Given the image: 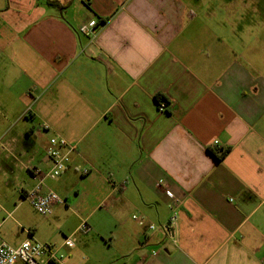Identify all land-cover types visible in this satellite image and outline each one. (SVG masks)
I'll use <instances>...</instances> for the list:
<instances>
[{
	"label": "crops",
	"instance_id": "obj_1",
	"mask_svg": "<svg viewBox=\"0 0 264 264\" xmlns=\"http://www.w3.org/2000/svg\"><path fill=\"white\" fill-rule=\"evenodd\" d=\"M256 21L264 0H0V157L22 201L50 139L75 147L42 188L80 238L52 245L64 264H264Z\"/></svg>",
	"mask_w": 264,
	"mask_h": 264
},
{
	"label": "built area",
	"instance_id": "obj_2",
	"mask_svg": "<svg viewBox=\"0 0 264 264\" xmlns=\"http://www.w3.org/2000/svg\"><path fill=\"white\" fill-rule=\"evenodd\" d=\"M80 33L86 36L94 37L96 29L89 28L83 25L79 29ZM30 112H27V114ZM48 129V126L44 127ZM75 147L68 144L64 138L53 137L50 139L49 147L47 150L48 157L52 162V167L47 173H43L39 170L33 171L34 176L39 179L38 184L27 192L25 199L30 202L34 210L41 216H50L54 212V206L56 204H64V200L59 195L48 190L42 192L45 179L57 180L66 171L68 164L71 160V155L74 153ZM88 170H84L86 174ZM174 203L171 207H174ZM11 216V215H10ZM9 216V217H10ZM137 219V216L133 217ZM176 218L173 217L167 225L163 226L166 233H170L172 224ZM141 225L144 224L143 220H139ZM1 228V224H0ZM86 223H83L81 229H86ZM150 229H155L154 225L149 226ZM30 234V232L28 231ZM76 235H70L65 237L64 246L74 249L76 247ZM64 264L65 257L60 254L58 249L54 246L46 243H42L36 240L32 235L20 245H10L0 234V264Z\"/></svg>",
	"mask_w": 264,
	"mask_h": 264
},
{
	"label": "rangeland",
	"instance_id": "obj_3",
	"mask_svg": "<svg viewBox=\"0 0 264 264\" xmlns=\"http://www.w3.org/2000/svg\"><path fill=\"white\" fill-rule=\"evenodd\" d=\"M255 32L261 30L264 33V23L256 21L252 23ZM262 26V27H261ZM242 31V30H241ZM245 33V31H243ZM245 45L250 46L251 54L247 57H253L256 62L264 63V35L263 39L256 41L255 46L251 48L252 40L243 38ZM238 44V45H237ZM233 45L235 49H239L240 43L234 38ZM1 130V129H0ZM1 136V134H0ZM5 161L0 157V234L10 245L17 246V241L24 239L28 235V231L36 228L34 238L42 243L55 245L58 244V238L64 240L69 236L66 230L70 224L60 223L51 218H45L38 214L29 201H22L19 194V187L22 178H16L17 174L9 173L11 167L5 165ZM17 173V172H16ZM24 175H28L25 171ZM11 215V216H10ZM10 216V217H9ZM82 234V233H81ZM77 245L80 244V238L76 235ZM21 264V263H19Z\"/></svg>",
	"mask_w": 264,
	"mask_h": 264
},
{
	"label": "trees",
	"instance_id": "obj_4",
	"mask_svg": "<svg viewBox=\"0 0 264 264\" xmlns=\"http://www.w3.org/2000/svg\"><path fill=\"white\" fill-rule=\"evenodd\" d=\"M60 7L62 9H65V6H60ZM157 101H158V103H160L161 101L165 102L166 99H164V97L162 95H159L157 97ZM209 151L215 157V159L220 160L221 158H223L226 155V153L228 152V149H225V150L221 149V150H219L217 148L216 149L214 148V149H210Z\"/></svg>",
	"mask_w": 264,
	"mask_h": 264
}]
</instances>
